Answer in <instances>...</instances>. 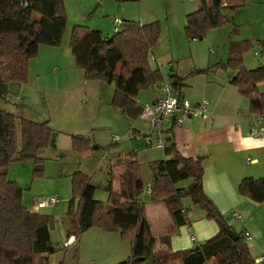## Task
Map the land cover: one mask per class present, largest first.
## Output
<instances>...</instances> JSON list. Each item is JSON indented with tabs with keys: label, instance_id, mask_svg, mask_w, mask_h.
<instances>
[{
	"label": "trees",
	"instance_id": "trees-1",
	"mask_svg": "<svg viewBox=\"0 0 264 264\" xmlns=\"http://www.w3.org/2000/svg\"><path fill=\"white\" fill-rule=\"evenodd\" d=\"M65 1L0 0V101L3 103L12 94L19 96L21 87L28 82V65L38 56V48L44 45L57 48L62 44L67 20ZM199 3L196 11L187 13L184 29L185 35L195 40L202 39L206 29L225 25L230 14L243 6V0H200ZM160 29L161 24L155 20L142 24L122 19L121 28L109 36L103 35L100 29L84 25H74L70 32L69 48L75 66L83 70L84 79L113 84L115 92L110 104L133 120L141 117L138 95L165 80V75L149 60L158 43ZM254 46H257L256 55L264 58V41H231L227 62L217 63L211 69L234 73L230 83L249 101L248 109L255 115L264 114V91L259 84L264 82V64L249 69L243 59V53ZM201 71H190L184 77L169 75L168 79L175 91L180 92L184 86L182 82ZM17 119L21 122L20 148L16 147ZM49 124L50 119L33 121L0 106V264H49V257L59 250L51 236L54 216L24 206V190L14 180L7 179L9 165L26 159L35 162V175L43 173L44 159L40 153L57 137ZM163 127L166 145L161 151L164 158L149 163L151 186H145L142 167L133 150L125 154L120 164L123 172L107 174L104 188L109 196L106 201L95 197L97 186L91 176L83 171L70 175L73 197L68 201L62 222L67 226L68 237H75L73 245L83 233L97 228L102 232H118L124 238L131 237L130 255L118 264H255L246 232L237 231V239L229 238L227 229L234 228L228 225L227 216L203 190V158H187L177 151L175 126L165 124ZM154 143L152 141L149 146ZM71 144L74 151L93 148L91 139L81 134H74ZM186 180L191 181L190 184L180 185ZM147 187L151 197L149 203L165 205L171 220L168 235L158 239L149 232L147 206L143 200ZM237 189L240 196L256 204L264 202V176L245 177ZM183 198L197 204L205 217L214 219L220 231L191 249L176 251L170 244V236L175 229L190 222Z\"/></svg>",
	"mask_w": 264,
	"mask_h": 264
},
{
	"label": "rangeland",
	"instance_id": "rangeland-1",
	"mask_svg": "<svg viewBox=\"0 0 264 264\" xmlns=\"http://www.w3.org/2000/svg\"><path fill=\"white\" fill-rule=\"evenodd\" d=\"M199 1L200 0H66L64 9L67 20L65 25L66 29L62 36V44L57 46V48L47 45L39 47L38 56L32 59L28 65L30 83L28 87L24 86L25 91H27L26 94H24L26 98H22L21 91L17 97L14 94L10 96L11 100L15 101L13 103H22L24 106L18 108L12 102L11 105H7L0 101V106H5V109L15 112V115L18 117L23 116L28 119L42 121L44 120L43 117L50 119L51 127L61 134V144L65 141L70 142L74 134H81L86 137L88 136L93 145L97 143L100 145V147L98 146L99 149H89L85 152L75 150V153H73L69 150H62L58 158H56V152L52 149L44 151L42 154L40 153V157L44 159V163H42L43 173L41 174H34L35 162L30 159L18 162L14 161L7 169V179L10 181L14 180L17 185L24 190L22 193L23 203L25 201L27 204L31 205L53 195H57L61 200L65 199V194L68 196L63 202H57L49 207L40 206L42 207L40 209L41 213L45 215L52 214L55 218V226L52 228L51 236L53 239L52 241L57 244L59 250L49 257V264H61L62 262L68 264H118L126 261L131 252L130 236L124 238L118 232L110 233L104 231L108 233V236H105L106 234H103L102 231L97 228H91L92 230H89L90 232L87 231L89 233L85 237L83 233V238L81 236L83 240L81 241L79 239L75 245H73V242L68 243L67 241L69 239L65 244L61 242V240L65 238L61 235L63 223H61L60 216L67 211L68 201L73 197V188L69 177L70 173H68L72 171L71 168L73 169L75 166H80L87 172L93 170L98 171L92 175L91 181L97 185L95 195L97 200L101 201L104 194L106 195L107 193L104 188L106 183L102 181L105 171H100L99 168L94 169L95 167L90 166L97 162V155L103 160V152L106 150L110 151L107 144H111L110 142L114 141V136H116L115 141L121 146L120 149L124 148L126 150L127 148H131L133 144L138 162L142 167L141 173H144L142 180H144L145 186L152 185V170L149 167V158L156 156H160V158L164 157L161 150L155 148L153 145L149 147L148 141H146L148 136H143V134H152L150 125L144 118L140 117L137 120H132L135 124V128L141 124L147 129V131L142 130V133H140L138 137L133 138V129L130 128L131 131L127 129V127H129V120L127 121L126 116L122 117L123 122L121 124L115 121L116 117L110 113L113 111L112 109L117 107L113 105L108 107L109 105L103 103L102 109L98 112V104L93 103L92 100L88 103L86 97L84 98L79 91L72 97V94L66 90L57 94L54 93L52 89L46 87L53 86L52 80L50 79H52V77L54 78L58 73L59 75L69 74L70 76L73 72L74 74H84L83 70H79V68L75 66L73 61L74 56L69 48L70 32H72L73 26L84 25L91 29L95 26H104L102 31L103 35L109 36L115 31L112 18H114L115 14L121 17L119 9H123L126 12L124 19H129L131 21L135 20L142 24H147L154 20L157 21L161 24V29L158 36V43H155L153 50L158 58L165 54L171 55L170 62L165 59L159 60L163 63L165 67L164 72L168 75L174 74L175 69L173 68L176 67L177 61L181 59L185 64L188 63L189 58L196 63L198 61L199 63L205 62L206 64V59L208 57L210 59L216 58L217 61L215 64L220 62L226 63L229 43L231 41L236 42L242 39L253 42L257 39L264 41V0H243V6L238 7L234 13L230 14L229 22H226L225 25L222 27H212L208 30L206 29L205 36L200 40L195 41V39L189 38L185 35L184 29L186 25L184 20L186 21L187 13L198 9V4H200ZM182 10L184 11V16L182 18L184 23L183 26H181L179 22V16ZM256 47L254 46L249 51L243 53L245 66L249 69L259 64H264V58L255 55V52H257ZM153 55H151L149 60L153 67L157 68V63L154 60L155 57H152ZM59 68H62L60 69L61 72H59ZM162 83L163 82L158 84L157 87L160 88ZM260 87L261 90L264 91V85ZM113 89V84H105V90L109 92L110 95L108 96L109 101L111 96L114 95H111ZM146 91L148 92V90ZM175 94H178V92H175ZM148 95L150 94L147 93L146 96ZM67 96H71L72 98H68ZM87 106L90 107L89 111L93 115H89V111L87 113L84 111ZM20 126L21 122L17 119L15 132L17 135V148L21 147ZM152 141L155 142L154 136H152ZM131 150L132 149L127 152ZM149 150H151V153ZM89 151H92V156H84ZM82 153H84V155H82ZM126 153H124V155ZM151 162H153V160H151ZM240 163H238V165L242 166L240 171H242L243 174H254L256 179L264 176V162L257 167H253L251 163H249V160L244 162L242 159ZM59 166L63 169V174H59ZM117 166L121 167V165ZM243 179H241V181ZM190 182L191 181L186 180L180 183V185H185V183L190 184ZM56 191L60 194H57ZM146 194L147 193L144 192V195ZM107 195L106 198L108 199L109 195ZM105 199L103 201L107 200ZM149 199H151L150 195L146 200L144 199V201L149 202ZM186 202L187 204H192L193 210L195 209L194 211L200 209L197 204L191 203L187 198ZM26 206L28 207V205ZM233 217L235 216L233 215ZM162 221V218L159 219V217H157L154 223L155 226L157 225L163 230L164 226L162 225ZM227 223L232 228L239 227L237 220L229 216ZM177 230L178 228L174 231L178 232ZM91 240L94 241L89 242ZM263 250V243H260L255 249L257 253L256 256L252 249H250V252L253 254L254 258L257 259L261 256Z\"/></svg>",
	"mask_w": 264,
	"mask_h": 264
},
{
	"label": "crops",
	"instance_id": "crops-1",
	"mask_svg": "<svg viewBox=\"0 0 264 264\" xmlns=\"http://www.w3.org/2000/svg\"><path fill=\"white\" fill-rule=\"evenodd\" d=\"M119 12L121 14V17H119L120 15L118 16L116 14L114 16L124 19V15L126 12L123 9H119ZM183 16L184 11L182 10L179 16V22L181 23V26H183L185 23V20L184 23L182 21ZM92 28L95 30L100 29L103 31L104 26H95ZM152 57H155L154 60L156 61L157 68L160 70L161 74L165 75V79H168L169 75L164 72L165 67L163 66V63H161L159 60L165 59L170 62L171 55L165 54L162 57L160 56L158 58L156 57V54H154ZM206 61V64L205 62L199 63L198 61L196 63L191 58H189L188 63L185 64L184 62H182L181 59L177 61L176 67L173 68L175 69L174 74L170 75L171 77H173L175 74H177L184 77L190 71H200L202 69L203 71L199 73L194 72L191 76L188 77L186 81L182 82L184 86H182L180 92L176 90V93L178 92V94L175 95L183 96V99L188 100L192 103H199L200 101H202L203 98L210 100L209 110L214 115L212 121L208 119L201 120L193 118L186 121L185 124L183 123L182 125L175 127L174 140L177 144L176 148L177 151L185 155L187 158H203V190L209 195V198L213 201V203L217 205L219 211H221L225 216H227V219L229 216L237 220V224L239 225V227H234V229L238 232H242V230L246 232V241L249 243L248 247L249 249L253 250L256 256V247L259 246L260 243H263L264 246V202L256 204L252 202L249 198L240 196L237 186L238 183L241 182V179L248 176L256 178V176L251 173L243 174L242 171H240V169H242V166H239L238 163H240V160L242 159L244 160V162H247V159H249V163H251L253 167L261 165V163L264 162V139H255L249 137L248 132L251 128V123L255 115L252 114L248 109L249 101L238 93L239 91L236 86H233L230 83V78L233 77L234 73L231 70H227L225 72L221 71V69L218 68L211 69V67L214 66L217 61L216 58L210 59L208 57ZM60 69L62 68H59V72H61ZM65 75L66 74H56L54 78L52 77V79H50L52 80L53 86L46 87L52 89L53 92L57 94L66 90L70 92V94H72V97L79 91L82 96H84V98L86 97L88 103L92 100L93 103L98 104V112L100 111V109H102L103 103L109 105L108 107L111 106V104L109 103L111 102V99L109 101L108 97L110 95L109 92L105 90L104 82H101L99 80H86L84 79V74H74V72L71 76L67 74L66 77ZM29 76L30 75L28 74V82L21 87V95L23 99L26 98V95L24 94H26L27 92L25 91L24 86L28 87L30 83ZM259 84L262 86L264 85V82ZM158 90L159 89L157 87V84H155L150 87V90H148V92H141L138 100L145 103L150 102L154 99L155 94H157ZM112 91L113 92L111 95H113L115 92L114 89ZM147 93H149L150 95L146 96ZM67 97L72 98L71 96ZM22 98L19 99L21 100ZM11 102L13 103L15 101H12L11 97H9L8 101L5 104L11 105ZM13 104L16 107L24 106L22 105V103ZM3 108H5V106ZM89 110L90 107L87 106L86 110L84 111L87 113ZM112 110L113 111L110 113L114 117H116L115 121H118L122 124V117L125 116L122 115L121 111H119L118 108ZM88 114L93 115L90 111L88 112ZM43 118V121L47 120L46 117ZM126 118L127 121L129 120V127H127V129L129 131H131L130 128L133 129V138L138 137L140 133H142V130L147 131V129L141 124H139L135 128V124L132 121L133 119L128 118L127 116ZM51 128L55 130L53 127ZM55 132H57V137L54 138L53 144H51V146H49L48 149H46L45 151L52 149L56 152V158L61 155L62 150H69L70 152L75 153V151H73L74 149L71 144V139L70 142L65 141L61 144V134L56 130ZM149 135L150 134H143V136L145 137H149ZM93 141L95 142L94 138ZM110 143L111 144H107L110 151L106 150L103 152V160H101L100 156L97 155V162L91 164L90 166L95 167L94 169L99 168L100 171H105V173L103 174L104 178L102 179V181H104L105 183L108 173L114 174L123 171V169L117 165L122 164V162L124 161V153H126L130 149L136 152V150L133 148V144L131 148H127L125 150L124 148L120 149V144L115 140L113 142L111 141ZM98 146L100 147V145L97 143L93 145V148L91 149H99ZM43 152L44 151H42L41 154ZM149 152L151 153V150H149ZM92 154V151H89L85 155L84 153H82V155L86 157L92 156ZM163 158L164 157L160 158V156L150 157L148 162H151V160L156 159L161 160ZM71 170L72 171L68 172L70 173L69 177L70 175L75 173V171H83V173L88 174V176L91 177L93 174L98 172L97 170L87 172L80 166H75L73 167V169L71 168ZM58 171L59 174L64 173L61 166H59ZM143 176L144 173H142V177ZM145 192L147 194L143 195V200H146L150 195L148 191ZM56 193L60 194L57 191ZM106 195L104 194L101 201L106 198ZM64 197L65 199L63 200L59 198L60 202H63L68 198L66 194L64 195ZM38 202L29 205L27 204V202L24 201L23 205H28L31 211L38 213L42 208H37ZM182 203L186 208L185 213L187 214V217L189 218L190 222L178 227V232H174L170 236V244L172 245V248L176 251L183 250L185 248L191 249L195 247V245L203 243L212 235H217L220 231L218 225L216 224V221H214V219L205 217V212L202 211L201 208L197 211H194L195 209L193 210L192 204H187L186 198L182 199ZM145 206H147L148 210L146 215L149 223V232H151V235H153L155 239L168 235L169 230L171 229V220L170 218H168V210L165 208V205L161 203L152 204L146 202ZM65 213L66 211L64 212V214ZM231 214H238L240 215V218L233 217V215ZM63 215L60 216L61 223H63ZM157 217H159V219L162 218L163 220V230L160 229L159 226H155L154 222ZM66 227L67 226L63 223V226L61 228V235L63 236V238H65L64 240H61V242H64L63 244L67 243L66 241L69 238L67 235ZM89 232L85 233L84 237ZM102 233L106 234L105 236H108V233ZM82 238H80L81 241L83 240ZM93 241L94 240H91L89 242ZM157 246L160 247L159 243L157 244Z\"/></svg>",
	"mask_w": 264,
	"mask_h": 264
},
{
	"label": "built area",
	"instance_id": "built-area-1",
	"mask_svg": "<svg viewBox=\"0 0 264 264\" xmlns=\"http://www.w3.org/2000/svg\"><path fill=\"white\" fill-rule=\"evenodd\" d=\"M112 23L115 26L114 30L118 31L121 28L122 19L114 16V18H112ZM256 54L257 52H255V55ZM158 89L159 90L152 101L145 103L138 100V103L142 106L141 117L146 120L152 130V134L146 139L149 145L152 144L151 137L154 136L155 148L164 150L166 140H164L162 133L165 124H171L177 127L183 123L185 124L186 121L193 118L201 120L208 119L210 121L214 118L213 113L209 110L210 100L203 98L199 103H192L188 100H184L181 96H175V88L170 83L169 79L163 81ZM251 124V128L248 132L249 137L264 139V114H255ZM113 138L116 140V136ZM146 191L149 192L148 187ZM57 202H60V199L53 195L38 202L37 208L40 206L49 207ZM233 215L240 218V215L238 214ZM254 263H264V250L262 251L261 256L254 260Z\"/></svg>",
	"mask_w": 264,
	"mask_h": 264
},
{
	"label": "water",
	"instance_id": "water-1",
	"mask_svg": "<svg viewBox=\"0 0 264 264\" xmlns=\"http://www.w3.org/2000/svg\"><path fill=\"white\" fill-rule=\"evenodd\" d=\"M181 97H183V96H181ZM227 232H228L229 238H231L232 240L237 239L238 233H237V231L235 229L234 230L233 229H227ZM74 240H75V237L71 236L67 242L71 243Z\"/></svg>",
	"mask_w": 264,
	"mask_h": 264
}]
</instances>
